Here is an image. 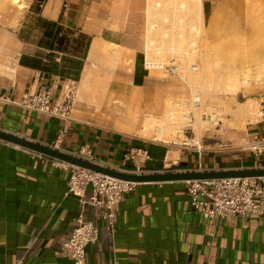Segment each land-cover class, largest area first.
<instances>
[{"label":"crops","instance_id":"crops-1","mask_svg":"<svg viewBox=\"0 0 264 264\" xmlns=\"http://www.w3.org/2000/svg\"><path fill=\"white\" fill-rule=\"evenodd\" d=\"M170 1L0 0V94L8 98L0 102V129L67 152L86 146L97 162L124 170L252 166L253 156L229 137L246 142L263 136L264 102L241 132L221 126L222 121L215 130H205L200 158L192 148L146 139L134 128L118 131L116 120H107L110 125L100 119L101 110L119 114L117 121L129 112L141 120L160 117L169 100L192 97L183 75L144 67L148 35L157 44L165 42L166 33L179 42L180 34L198 30L205 50L221 67H264V0H178L188 8H161ZM151 3L162 6L150 10ZM107 45L118 47L122 62L106 81L110 90L98 111L74 99L70 118L60 120L20 105L25 94L40 87L49 89L55 101L71 81L77 87L86 83L89 57ZM105 60L104 53L95 58L98 67ZM112 100L117 103H107ZM253 104L238 106V118ZM223 143L232 149L220 151ZM136 150H146L148 158L139 160ZM36 153L0 139V264H73L61 252V242L80 212L99 227L97 241L85 248L86 264H264L263 215L204 218L187 204L183 181L141 182L124 194L110 233L95 208L67 193L69 172Z\"/></svg>","mask_w":264,"mask_h":264},{"label":"built area","instance_id":"built-area-1","mask_svg":"<svg viewBox=\"0 0 264 264\" xmlns=\"http://www.w3.org/2000/svg\"><path fill=\"white\" fill-rule=\"evenodd\" d=\"M144 67L165 73L166 75H178V65L174 58L167 62L145 61ZM191 69H196L195 65ZM76 84L71 81L65 89L61 99L53 101L49 89L40 87L36 92L25 94L20 105L25 109L55 117L60 120L70 118L75 99ZM8 98L0 94V102H7ZM177 105V112L182 113L189 123L194 118L193 110L201 107L198 97L187 100H179L173 103ZM209 111L203 112L205 120L217 126L221 123V113L217 106H207ZM184 139L181 145L187 149H193L200 158L204 148L200 140L194 136L191 124L184 126ZM65 131V129H64ZM240 151L249 152L253 156V165L250 167L264 168V135L244 142L236 147ZM232 146L220 144V151L231 150ZM73 155L90 162H97L94 153L86 146H80ZM37 155H42L36 153ZM139 160L148 158L146 150H136ZM52 164L69 172L67 178V193L77 196L81 204H89L95 208L96 218L104 222L110 233L115 231L118 204L124 194L130 192L135 182L125 181L104 175L92 170L69 164L52 158ZM243 168V167H240ZM143 172L140 170H133ZM186 202L204 218L243 217L248 213H256L264 216V177H230L209 180H186ZM75 227L68 238L61 242V252L71 259L73 264H86V246L97 241L99 227L91 220H86L80 212L75 217Z\"/></svg>","mask_w":264,"mask_h":264},{"label":"rangeland","instance_id":"rangeland-1","mask_svg":"<svg viewBox=\"0 0 264 264\" xmlns=\"http://www.w3.org/2000/svg\"><path fill=\"white\" fill-rule=\"evenodd\" d=\"M181 17L183 18V16ZM174 38V35L166 33L162 38L165 39V42L160 40L157 44L155 37L148 35L145 61L167 62L170 58L175 59L179 74L183 75L192 87V97L198 96L201 100V107L193 110V121L189 123V120L184 118L182 113L177 112V105H173L176 102L174 100L167 102L166 110L160 117L146 116L141 120L135 112L132 115H129V113H132L129 112L128 115L123 114L119 121H117L119 114L114 112L109 117L107 116V111L101 110L100 119H103L106 124L110 125L111 122L107 120H112V122L116 120L113 127L117 130L118 127H124L126 132H132L134 130L131 131L130 128H134L138 136L146 139L163 141L167 144L174 141L180 144L185 137L182 128L188 124H191L193 127L197 140L201 139L205 130H215V126L208 123L203 116V112L209 111L207 106L214 105L220 109L222 115L221 126H225L231 131L237 130L241 132L246 122L253 120V115L259 112L260 103L264 102V73H259L264 67L247 71H236L235 69L230 70L221 67L205 50L198 30L192 35L180 34L179 42H176ZM161 46L165 49L162 50ZM170 47L171 49L166 50V48ZM98 53H104L106 56L105 62L99 67L95 61ZM97 54L90 56L87 62L88 67L84 78L86 83H79V87L76 85L75 88V103L85 101L86 107L92 111L94 110V112H96L95 110L98 111L99 105L105 102L104 96L110 90V83L108 84L106 81L113 77L114 69L119 62H122L121 52L114 45H107L106 50L104 47H101V50ZM191 65H196L197 68L191 69ZM150 71L158 72L153 69H150ZM230 76H237L240 79L239 91L236 94H233L226 88V80ZM119 87L121 86L119 85ZM249 101L254 103L250 112L241 117V119L238 118V115H236L237 107ZM107 103L117 102L112 100ZM83 112H81V116ZM94 115V117H97V114L94 113ZM103 120H101V123L104 122ZM229 140L233 145L244 143L235 136H230ZM178 147L180 148L181 145H178ZM169 170L174 171L172 168H169Z\"/></svg>","mask_w":264,"mask_h":264},{"label":"water","instance_id":"water-1","mask_svg":"<svg viewBox=\"0 0 264 264\" xmlns=\"http://www.w3.org/2000/svg\"><path fill=\"white\" fill-rule=\"evenodd\" d=\"M0 139L34 152L55 158L72 165L83 167L94 172L115 177L117 179L135 183H159L172 181H186L193 179L209 180L230 177H264V168L243 167L229 169H189V170H163L136 172L109 166L100 162H90L73 155L71 152L60 150L56 147L13 134L0 129Z\"/></svg>","mask_w":264,"mask_h":264},{"label":"bare ground","instance_id":"bare-ground-1","mask_svg":"<svg viewBox=\"0 0 264 264\" xmlns=\"http://www.w3.org/2000/svg\"><path fill=\"white\" fill-rule=\"evenodd\" d=\"M151 8L150 10H155V8H160L162 5L160 3H151ZM163 9H180V10H184V9H187V5H186V2L185 1H178V0H174V1H170V2H167L166 4H164L163 7H161ZM261 72L264 73V69H261L260 70ZM239 85H240V79L236 76V77H232L230 76L229 78H227L226 80V88L231 91L233 94H236V92L239 91ZM195 97H198V96H195ZM199 98V97H198ZM200 99V98H199ZM246 105V104H245ZM245 111V110H244ZM249 112V111H248ZM241 119V118H240ZM149 125V124H147ZM146 125V126H147ZM148 127V126H147ZM159 131V130H158ZM161 132V131H159Z\"/></svg>","mask_w":264,"mask_h":264}]
</instances>
